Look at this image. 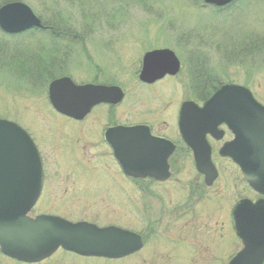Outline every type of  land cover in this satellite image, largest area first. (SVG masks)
I'll list each match as a JSON object with an SVG mask.
<instances>
[{"label": "rangeland", "instance_id": "374dc122", "mask_svg": "<svg viewBox=\"0 0 264 264\" xmlns=\"http://www.w3.org/2000/svg\"><path fill=\"white\" fill-rule=\"evenodd\" d=\"M10 1L26 3L43 21H57L67 33L54 36L33 29L7 35L0 28V118L16 122L38 147L40 143L47 172H72L88 204L97 207V225H117L145 237V248L133 256L93 259L88 264H227L241 242L232 216L226 215L223 197L201 184L198 189L195 180L191 185L195 177L185 175L183 189L168 184L158 194L136 191L133 210L128 205L131 184L123 179L108 150L94 142L85 147L77 144L86 130L52 110L47 92L50 79L42 71L47 59L57 56L52 75L71 76L79 84L116 80L129 92L116 121L135 115L136 121L146 122L153 112L171 110L178 99L175 86L181 83H164L166 95L161 100H146L148 95H139L133 86L134 71L137 65L140 68L136 60L141 61L150 48L167 45L183 64L176 80H182L183 100H196L187 92L192 81L200 79L205 96L220 83H236L252 90L264 105V0H236L224 10L203 0H0V6ZM110 43L115 45V55L107 51ZM13 55L20 58L18 69L6 65ZM88 61L97 71L105 68L100 78L94 79ZM118 61L121 70L112 67ZM31 64L37 66L34 72ZM220 166L229 179L224 191L232 209L244 189L242 175L231 162ZM184 167L191 170L189 163ZM187 187L191 192L184 190Z\"/></svg>", "mask_w": 264, "mask_h": 264}, {"label": "water", "instance_id": "95a60500", "mask_svg": "<svg viewBox=\"0 0 264 264\" xmlns=\"http://www.w3.org/2000/svg\"><path fill=\"white\" fill-rule=\"evenodd\" d=\"M204 1L223 7L235 0ZM43 27L42 20L26 3L14 1L0 7V28L6 33ZM179 69L180 61L173 51L155 50L145 55L140 78L153 82L166 73L176 74ZM49 97L59 112L82 119L96 104L117 103L123 94L117 87L77 85L69 77H63L50 84ZM223 123L232 129L235 139L224 145L221 154L232 157L249 184L264 194V105L244 86L223 85L203 106L193 101L183 103L180 124L186 143L194 151L197 169L205 174L208 185L216 178L206 134L215 133ZM142 128H114L107 133L117 159L130 176L154 173L146 166L154 160L153 154L144 152L150 137H142L132 145L128 142L127 137ZM117 132L123 133L125 140H114ZM133 144L144 150H136ZM41 174V158L31 137L15 122L0 119V245L5 254L37 261L61 246L83 255L122 258L141 249L140 235L117 226L73 223L50 215L29 217L41 190ZM233 217L244 247L229 264H264V200L240 201Z\"/></svg>", "mask_w": 264, "mask_h": 264}, {"label": "flooded vegetation", "instance_id": "af4514ba", "mask_svg": "<svg viewBox=\"0 0 264 264\" xmlns=\"http://www.w3.org/2000/svg\"><path fill=\"white\" fill-rule=\"evenodd\" d=\"M114 46H115L114 43L106 44L107 51H109L111 55H115L114 51H116V49H114ZM155 49H171L174 51L176 56L181 61L177 51L174 50V48L167 45L160 47H153L146 50L141 57V61H139L138 59L136 60V62L140 63V68L137 69L138 67L137 65L136 67L137 70L135 69L134 71L135 84L133 86L138 88L136 92L139 95H145V94L148 95L146 100L155 99L159 101L161 100V97L163 98L164 95H166V91H164L162 87L163 85L170 82L175 84L181 83L179 87L175 86L174 89L175 93L178 92V94H176L175 96L176 97L178 96L177 100L179 101L177 100L175 101L176 103L171 108L170 111L162 109V111L158 110L156 112H153L151 113L153 115V118L151 117V119L150 118L147 119L146 122L136 121L135 115H132L126 121H116L117 116L122 115L119 114V109L124 104V101L128 96L129 92L127 90V87L122 86L119 83H116L117 82L116 80H113L114 82L111 83L110 82L108 83L107 81L104 82L91 81V82H84L82 84H95V85H104L108 87H120L124 93V97L121 102L116 104L100 103L94 106L91 109L90 113L80 120L68 116H63L58 112L57 113L60 116L64 117L65 120L70 121L72 124H76L77 126L80 125L81 128L83 127L84 130H86L85 132L87 133V135H84V138L77 137V144L79 142L85 147L88 144V142L90 143L94 142L102 146L104 150L106 149L108 150L110 157H112L111 158L112 161L120 167L121 171L119 173H121L123 179L129 181L131 184V188L129 187L128 193H130L133 196L129 195L128 205L130 204V207L133 208V210H135L136 207V200H134V194L136 191H140L145 194H152V193L158 194L163 189V187H165L168 184H170V187L172 189H183L185 175H192L195 177V179L191 178L192 179L191 185H193V181L195 180L196 187L198 189H200L199 185L201 184L207 187L209 190H213L214 196L219 195L223 197V200L227 203L226 215L232 216L233 219V209L235 208V206L238 204L239 201L243 199H249L253 203H255L259 200H264V195L257 192L249 185L245 174L242 172L241 168L234 162V160L231 157L223 156L221 154L222 147L226 143L231 142L235 138V134L226 124L219 125L215 135L211 133H207L206 135L208 144L210 145L211 160L218 172L216 178L213 180L211 185L206 184L204 174L200 173L196 168L195 156L193 150L186 144L183 137L182 127L180 125L181 106L185 100H183L184 89H183L182 80L179 81L176 80L179 78V75L183 68L182 61H181V69L175 75L165 74L163 77L153 82H144L140 78V74L143 68L144 55L147 52ZM46 62H47L46 66L43 68L42 71L44 76H47L48 74L50 75L54 71L53 65H55L57 61L53 58H50L47 59ZM136 62L134 64H136ZM87 63L91 65V61H88ZM115 63L116 64H114L112 67L121 70L120 67H122L123 65L119 66L120 65L119 61L118 63L117 62ZM96 67L97 66L95 65L94 66L91 65L90 68H94L95 70ZM106 67L107 69L109 68V66ZM90 68H89V72H90ZM134 68L135 65H132V71L134 70ZM84 69L85 71L87 70L86 64ZM102 69L103 67L101 68V66L100 68H98V70L100 71ZM100 71L97 70L93 71L94 79L95 77L97 79L101 77ZM93 76H91L90 74V77L93 78ZM88 77L89 75L86 76V78ZM221 85L222 84H219L216 87H214L212 94ZM205 87H206L205 84H203V82L201 83L200 79L199 80L194 79L192 81V84H190L189 91L187 92L189 98L194 97L196 99L199 97H205L206 99L210 97V95L205 96V94L201 92ZM203 102L204 101H200L198 103L202 104ZM52 110L56 112L53 108ZM161 114L163 118L159 121ZM103 118L106 121L105 123H103ZM156 118L158 120H156ZM136 127H143L142 131L137 132L132 136L131 135L128 136L127 137L128 142L132 145V142L135 143L140 139H142V137H150L149 144H147L146 146L144 145L145 150L144 147L141 148L142 146L137 147L135 146V144H133V146L134 148H136V150H141V151L144 150V152L153 154L154 160L148 162L146 165L147 168H149L150 172H154L151 173L153 175H145L142 177L128 176L122 170L120 162L115 155V151L107 139L106 134L110 129L113 128L127 129V128H136ZM125 138H126L125 135H123V133L121 132H117L114 134V140L116 141H120V140L122 141L125 140ZM34 142L35 144L37 143L36 140H34ZM38 149L43 163L41 190L29 215L31 217H36L38 215H51V216L61 217L63 219H66L74 223L89 222L96 224L94 221H98V219L100 218L98 215L97 207L88 204L86 195L83 192H80L81 187H77L76 184L74 183L73 176L71 175L72 172H63V171L47 172L44 166V156L41 150L40 143ZM223 162H231L232 164L236 165L242 175L240 182L242 183L244 189H242L241 196L235 201L232 209H231L232 203L230 201L227 202V197H226L227 191H224L228 188L229 179L227 178V176H224L222 168L220 166V164ZM184 163L190 164V169H191L190 171L185 170ZM164 177L165 179H161ZM49 179L52 180L51 183H48ZM221 186H223V191L218 192ZM197 188L194 187L193 190L192 187V193L194 191L196 193ZM184 190H186V192H191L188 187L187 189ZM187 200H189V198ZM161 208L164 209L163 206H161ZM185 227L186 226L184 225L183 230L185 229ZM141 235L143 239V247L140 251H142L146 246L145 237L143 234ZM241 248H242V243H241ZM140 251L135 252L130 256H133L139 253ZM234 255L230 256V259ZM93 259L98 260L103 258L98 256H85L78 254L76 252L66 250L62 247H59L55 252H53L51 255H49L44 259L27 262L6 255L5 253L2 252L0 246V264H88V260H93Z\"/></svg>", "mask_w": 264, "mask_h": 264}, {"label": "trees", "instance_id": "16d2710c", "mask_svg": "<svg viewBox=\"0 0 264 264\" xmlns=\"http://www.w3.org/2000/svg\"><path fill=\"white\" fill-rule=\"evenodd\" d=\"M235 3V2H234ZM233 3V4H234ZM233 4H230V5H228V6H226V7H223V8H217L218 10H224V9H227V8H229L231 5H233ZM44 24H45V26H46V29L50 32V35H54V36H57V35H59V34H61V33H64V34H66L67 32H65L62 28H60V26L62 25H60V23L59 22H57V21H55V23H51V22H48V21H44ZM55 53H56V55H57V50H55ZM15 55H17V54H15ZM15 55H13V57H12V59L11 60H9L10 62H8L6 65H8V66H12L13 68H16V69H18V67H20V65L19 64H21V63H19V57L18 56H16L15 57ZM57 56H55V58H53V59H56L57 60V58H56ZM56 64V63H55ZM30 67H31V70L34 72V69H36L37 68V66L36 65H34V67H32V64L31 65H29ZM40 66V65H39ZM22 67H25V66H22ZM13 70V69H12ZM22 70H23V68H22ZM36 72H37V70H36ZM38 73V72H37ZM57 74H55V75H52V74H48V76H49V78H54L55 76H56Z\"/></svg>", "mask_w": 264, "mask_h": 264}]
</instances>
